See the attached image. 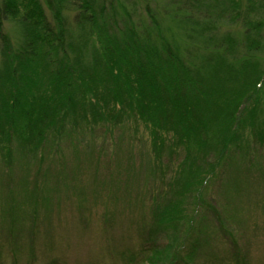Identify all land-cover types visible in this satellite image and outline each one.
Listing matches in <instances>:
<instances>
[{
  "label": "trees",
  "instance_id": "16d2710c",
  "mask_svg": "<svg viewBox=\"0 0 264 264\" xmlns=\"http://www.w3.org/2000/svg\"><path fill=\"white\" fill-rule=\"evenodd\" d=\"M67 125L124 144L143 129L142 257L212 264L196 260V217L218 213L208 193L226 160L251 166L247 136L264 142V0H0L3 164Z\"/></svg>",
  "mask_w": 264,
  "mask_h": 264
},
{
  "label": "rangeland",
  "instance_id": "374dc122",
  "mask_svg": "<svg viewBox=\"0 0 264 264\" xmlns=\"http://www.w3.org/2000/svg\"><path fill=\"white\" fill-rule=\"evenodd\" d=\"M118 136L103 125L77 133L67 125L62 136L50 132L38 156L15 142L3 164L0 150V264H131L135 257L133 264H149L141 253L151 221L139 157L150 142L143 129V142ZM247 138L251 166L226 160L208 193L218 213L205 207L196 217L197 262L264 264V142Z\"/></svg>",
  "mask_w": 264,
  "mask_h": 264
}]
</instances>
